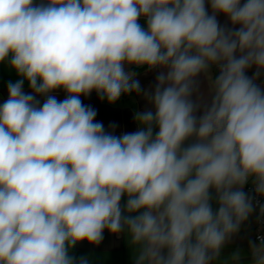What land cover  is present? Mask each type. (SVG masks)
Instances as JSON below:
<instances>
[{"label": "clouds", "instance_id": "1", "mask_svg": "<svg viewBox=\"0 0 264 264\" xmlns=\"http://www.w3.org/2000/svg\"><path fill=\"white\" fill-rule=\"evenodd\" d=\"M3 62L20 79L0 105V264H87L70 250L105 230L135 264H215L255 211L244 186L264 197V0H0ZM126 66L160 71L116 135L80 97L141 93Z\"/></svg>", "mask_w": 264, "mask_h": 264}, {"label": "crops", "instance_id": "2", "mask_svg": "<svg viewBox=\"0 0 264 264\" xmlns=\"http://www.w3.org/2000/svg\"><path fill=\"white\" fill-rule=\"evenodd\" d=\"M35 2H38V0H34ZM208 10L211 13L210 6H208ZM217 19L221 26L231 27L230 22L223 14H218ZM139 23L146 29V20L143 17L140 18ZM135 69L140 68L135 66L129 68L126 66V70L135 71ZM159 71V69H145L136 72L137 76L135 78L140 82L141 93L137 94L133 92L122 95L115 103H109L106 99L101 100L96 92H92L87 97L81 96L80 99L84 105L91 106L96 110L95 121L103 123L105 130L110 131L109 126L114 124L116 126V135L135 132L138 130V124L135 119L136 113L145 111L151 107L144 96V92L151 91L154 88ZM210 71L213 77L218 75L217 68L213 67ZM255 71L256 69L253 67L247 70L246 74L251 77ZM18 79L20 77H18L7 62L0 63V105L8 98L7 84L10 81L15 82ZM198 81L199 92L210 102L209 83L205 75L201 74ZM257 83L264 87V74L261 75ZM23 90L25 93H31L27 81L24 83ZM54 95L58 100H63L67 94L63 90H58ZM193 98L195 99L196 97L194 96ZM38 99L42 105L44 98L38 97ZM125 200L126 197L122 199V203ZM213 208L214 210L217 208L215 201H213ZM257 217L258 213L255 209L254 213L241 226L240 231L222 249L221 255L215 264H231V257L234 253L240 255L239 264H252L250 243H257L255 239ZM70 255L77 261L81 258L86 259L87 264H135V249L130 245L126 234L116 236L107 230H105L103 240L99 245H92L87 241H82L70 250Z\"/></svg>", "mask_w": 264, "mask_h": 264}, {"label": "built area", "instance_id": "3", "mask_svg": "<svg viewBox=\"0 0 264 264\" xmlns=\"http://www.w3.org/2000/svg\"><path fill=\"white\" fill-rule=\"evenodd\" d=\"M244 190L254 198L255 209L258 213L255 239L257 243H260L258 237H264V216L260 215L259 206L260 204H264V197H260L254 192L253 185L251 182L244 186Z\"/></svg>", "mask_w": 264, "mask_h": 264}, {"label": "trees", "instance_id": "4", "mask_svg": "<svg viewBox=\"0 0 264 264\" xmlns=\"http://www.w3.org/2000/svg\"><path fill=\"white\" fill-rule=\"evenodd\" d=\"M145 69H147L146 67H142V68H140V69H135V72H140V71H143V70H145Z\"/></svg>", "mask_w": 264, "mask_h": 264}]
</instances>
